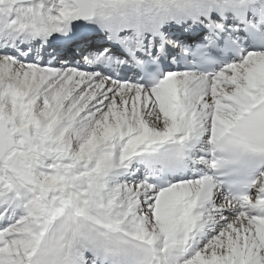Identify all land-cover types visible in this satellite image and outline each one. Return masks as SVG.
Returning a JSON list of instances; mask_svg holds the SVG:
<instances>
[{
	"label": "snow or ice",
	"instance_id": "1",
	"mask_svg": "<svg viewBox=\"0 0 264 264\" xmlns=\"http://www.w3.org/2000/svg\"><path fill=\"white\" fill-rule=\"evenodd\" d=\"M0 264H264V0H0Z\"/></svg>",
	"mask_w": 264,
	"mask_h": 264
}]
</instances>
